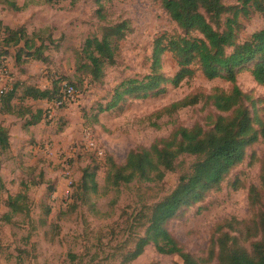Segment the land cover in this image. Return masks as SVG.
Returning a JSON list of instances; mask_svg holds the SVG:
<instances>
[{
	"label": "rangeland",
	"instance_id": "rangeland-1",
	"mask_svg": "<svg viewBox=\"0 0 264 264\" xmlns=\"http://www.w3.org/2000/svg\"><path fill=\"white\" fill-rule=\"evenodd\" d=\"M220 3L226 11L214 28L223 32L226 20L236 13V43L264 30V14L252 6L242 10L241 0ZM117 26L122 27L123 37L118 42L112 39L114 61L103 67L99 79H93L88 70L80 68L89 63L83 49ZM8 29L23 32L19 45H6ZM161 36L200 37L179 28L159 0L51 4L45 0H0V63L10 79L7 90L17 89L13 113L6 112L0 98V124L10 128L9 147L0 151L4 185L0 264H184L176 255L158 254L153 244L135 260L125 258L144 236L149 208L168 196L180 177L190 174L196 158L178 157L172 172L162 170L161 180H135L117 189L105 181L109 160L123 166L130 152L147 150L179 128L199 126L207 133L217 117L230 115L217 111L206 97L230 94L232 85L220 78L207 80L196 65L191 66L194 75L177 86L162 84L159 92L146 98L126 96L114 108L101 110L123 81L152 74L154 43ZM158 66L157 75L164 78H172L179 70L171 52L160 55ZM66 84L75 86L77 96L68 107L19 100L24 87L59 90ZM236 86L243 95V106L264 126V86L256 84L246 70L236 75ZM195 95H202L198 103L170 110L172 104ZM24 109L40 110L44 115L41 123L26 127L30 115ZM89 142L96 144L101 156ZM245 155L218 190L180 208L163 224L178 247L198 264H217L220 240L229 250L244 248L250 253L251 246L261 239L264 138L246 149ZM92 165L98 168L96 192H85L80 179ZM18 193L27 197L25 208L11 214L4 200Z\"/></svg>",
	"mask_w": 264,
	"mask_h": 264
},
{
	"label": "trees",
	"instance_id": "trees-1",
	"mask_svg": "<svg viewBox=\"0 0 264 264\" xmlns=\"http://www.w3.org/2000/svg\"><path fill=\"white\" fill-rule=\"evenodd\" d=\"M66 0H45L54 3ZM78 0H70L75 2ZM162 7L179 28L186 33L194 31L200 35L198 38L182 37L173 38L161 36L154 43V60L152 74L143 79H129L118 85L112 95L111 101L102 111L114 108L124 97L146 98L152 92H159L160 85L169 83L177 86L185 79H190L195 71L191 68L196 65L207 80L223 79L232 85L230 94H216L211 97L213 107L229 116L217 117L210 132H203L199 126L191 129L179 128L170 137L155 143L149 149L139 152H130L123 166H117L113 161H108L109 171L106 175V185L119 188L135 180L152 182L161 180L163 171L172 172L174 163L182 155L192 156L196 161L191 166V172L179 179L176 188L161 201L149 208L148 226L144 236L138 239L135 249L126 255L128 262L142 255L148 244H153L158 254L176 255L184 264H198L190 255L185 254L178 247L173 237L166 231L163 224L173 218L178 210L191 203L199 202L206 193L218 190L229 172L241 164L245 158L246 149L255 144L260 137L264 138V126L256 116L251 115L242 104V93L236 86V75L243 70L249 72L254 82L264 86V30L251 35L241 43H236L237 30L236 13L233 18L226 20V28L219 32L214 25L226 11L220 0H159ZM242 10L252 6L256 11L264 14V0H241ZM14 10H21L12 5ZM246 11H244L245 13ZM122 27L117 26L105 32L100 41L86 43L83 53L88 60L80 68L88 70L93 79H99L102 69L106 64H112L113 48L112 39L118 42L123 37ZM9 36L6 45L17 46L25 36L23 32L7 30ZM114 41V40H113ZM28 49L27 42L24 43ZM230 50V52H228ZM163 52H171L179 67L172 78L157 75L159 57ZM250 64V67L248 65ZM68 85V84H66ZM75 88L74 85L69 84ZM42 90L28 86L22 89L20 101H46L47 103H63L61 89ZM162 90V89H161ZM17 89L0 94L2 105L6 112L13 113V101ZM192 99L174 103L170 110L187 107L198 103L202 95H195ZM12 107V108H11ZM30 115L26 127L36 126L41 123L44 115L40 110L35 112L24 109ZM9 128L0 124V151L9 147ZM95 152V151H94ZM95 155V153H93ZM97 165L87 166L81 177L82 191L96 192L97 184L95 174ZM163 170V171H162ZM54 186V185H51ZM4 185L0 180V204ZM27 197L21 193L16 196H7L4 204L10 209L11 214H16L25 208ZM46 212H49L48 210ZM217 264H264V224L260 241L251 246L248 253L244 248L229 250L220 240Z\"/></svg>",
	"mask_w": 264,
	"mask_h": 264
},
{
	"label": "built area",
	"instance_id": "built-area-1",
	"mask_svg": "<svg viewBox=\"0 0 264 264\" xmlns=\"http://www.w3.org/2000/svg\"><path fill=\"white\" fill-rule=\"evenodd\" d=\"M3 64V63H2ZM0 63V94L6 93L7 90V82H10V79L7 74V70L4 65ZM5 80V82H4ZM4 85V87H2ZM62 93V99L63 103L65 104L66 107L69 105L75 103L76 101V91L72 86L69 85H63L61 89ZM55 105L56 108L60 107V103H52ZM89 146L92 147V149L97 152L98 156H101V152L97 150L96 144L94 145L93 143L89 142Z\"/></svg>",
	"mask_w": 264,
	"mask_h": 264
},
{
	"label": "crops",
	"instance_id": "crops-1",
	"mask_svg": "<svg viewBox=\"0 0 264 264\" xmlns=\"http://www.w3.org/2000/svg\"><path fill=\"white\" fill-rule=\"evenodd\" d=\"M33 127V126H32ZM9 130H10V128H9Z\"/></svg>",
	"mask_w": 264,
	"mask_h": 264
}]
</instances>
